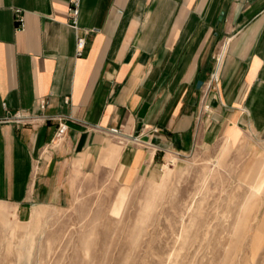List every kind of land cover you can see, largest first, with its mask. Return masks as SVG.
I'll return each instance as SVG.
<instances>
[{
	"label": "crops",
	"instance_id": "0c3cea01",
	"mask_svg": "<svg viewBox=\"0 0 264 264\" xmlns=\"http://www.w3.org/2000/svg\"><path fill=\"white\" fill-rule=\"evenodd\" d=\"M69 6L0 0V203L65 208L87 179L264 148V0H80L75 26Z\"/></svg>",
	"mask_w": 264,
	"mask_h": 264
},
{
	"label": "rangeland",
	"instance_id": "374dc122",
	"mask_svg": "<svg viewBox=\"0 0 264 264\" xmlns=\"http://www.w3.org/2000/svg\"><path fill=\"white\" fill-rule=\"evenodd\" d=\"M0 264H264V148L225 140L125 185L87 179L65 208L0 203Z\"/></svg>",
	"mask_w": 264,
	"mask_h": 264
},
{
	"label": "built area",
	"instance_id": "2783aa9c",
	"mask_svg": "<svg viewBox=\"0 0 264 264\" xmlns=\"http://www.w3.org/2000/svg\"><path fill=\"white\" fill-rule=\"evenodd\" d=\"M69 14H70V18L72 21V25L75 26L77 24V18H78V14H79V6H80V0H69ZM18 22L20 23V27H23V19L21 17L18 18ZM83 40L79 39L77 41V48L79 51L82 50L83 48ZM45 103H43L41 105V108H43L45 105ZM10 119H12V121L20 123V122H30L32 120L31 117L28 116H24L21 115L19 113L14 114ZM66 132V126L64 124H61L58 128L57 134H56V138L60 139L63 137V135ZM108 134L111 135L112 137L116 138L119 143L124 144L127 141H131L134 143L139 142L138 139L136 137H126L125 135H123L121 133V131L119 129H109L108 130Z\"/></svg>",
	"mask_w": 264,
	"mask_h": 264
}]
</instances>
